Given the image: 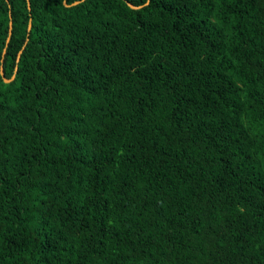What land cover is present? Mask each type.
<instances>
[{
  "label": "trees",
  "instance_id": "1",
  "mask_svg": "<svg viewBox=\"0 0 264 264\" xmlns=\"http://www.w3.org/2000/svg\"><path fill=\"white\" fill-rule=\"evenodd\" d=\"M0 264H264V0H0Z\"/></svg>",
  "mask_w": 264,
  "mask_h": 264
},
{
  "label": "water",
  "instance_id": "2",
  "mask_svg": "<svg viewBox=\"0 0 264 264\" xmlns=\"http://www.w3.org/2000/svg\"><path fill=\"white\" fill-rule=\"evenodd\" d=\"M79 2H76L74 5H76V4H78ZM65 5L66 6H69L66 2H65ZM130 5V7L131 8H133V9H138V7H136V6H134V5H132V4H129ZM31 24L29 25V30H31ZM12 31H13V22L11 21L10 22V35H9V38H8V40H7V46H8V44H9V42H10V39H11V35H12ZM6 53V50H5V52H4V54ZM2 63H3V60H2ZM1 75H2V77L4 78V81L6 82V83H9V82H11L13 79H14V77L11 79V80H9V79H6L5 78V73H4V69H3V66H1Z\"/></svg>",
  "mask_w": 264,
  "mask_h": 264
}]
</instances>
